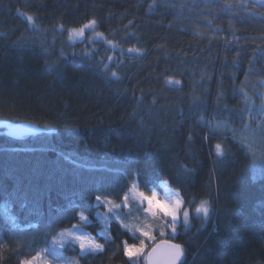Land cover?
Here are the masks:
<instances>
[{
    "label": "trees",
    "instance_id": "obj_1",
    "mask_svg": "<svg viewBox=\"0 0 264 264\" xmlns=\"http://www.w3.org/2000/svg\"><path fill=\"white\" fill-rule=\"evenodd\" d=\"M91 20L104 41L87 34L73 43L70 30ZM105 63L119 80L100 71ZM168 78L181 83L168 85ZM262 98L264 9L252 3L0 0V118L45 131L12 139L0 127L3 264L48 249L53 236L71 228L68 219L85 209L93 221L88 229L105 251L77 256L78 248L67 246L65 254L80 264H124L127 258L113 252L128 237L116 238L115 221L112 242L99 233L98 213L106 207L94 196L119 202L115 190L137 170L140 191L163 194L166 182L195 200L184 205L190 227L178 226V240L157 235L156 243H180L186 264H264ZM217 124L227 127L213 132ZM217 143L227 158L210 152ZM201 200L209 202L208 218L195 212Z\"/></svg>",
    "mask_w": 264,
    "mask_h": 264
},
{
    "label": "snow or ice",
    "instance_id": "obj_2",
    "mask_svg": "<svg viewBox=\"0 0 264 264\" xmlns=\"http://www.w3.org/2000/svg\"><path fill=\"white\" fill-rule=\"evenodd\" d=\"M261 2L264 3V0H261ZM22 15L25 16V19L33 26V28L37 27L34 23V18L31 15ZM59 27L63 28L62 25ZM96 27V21L91 20L80 28H73L70 30V39L84 37L85 30H94ZM96 35L103 39L102 33H96ZM238 40L239 38H236L234 41H229V43L238 42ZM106 42L109 46L114 47L113 41L111 39H108ZM26 44L27 42H24V44H21V47L25 46ZM44 51L47 53L46 48ZM127 51L129 53L140 52L139 49L133 48H130ZM61 54L63 55V50H61ZM75 55L76 54L73 53V56ZM101 59L103 60L105 58ZM106 59L107 61L113 63L115 62V58L113 56H107ZM100 71L104 74H107L110 79H120L116 71H111L110 65L108 63H105ZM233 81H235V77H233ZM165 83L168 85L178 86L181 82L179 80L168 78L166 79ZM235 91L243 92V88H234V92ZM222 97L223 93H219L217 100L219 101L222 99ZM139 102L140 101H138V103ZM153 103H155V100ZM261 103L264 104V98H262ZM248 114L250 115V113ZM244 116V112H239L241 123H244ZM201 122L204 123L203 117H201ZM220 127L226 128L227 124H217L213 128V132H215L216 129ZM244 127L247 128L249 125L244 123ZM204 139H207V137H204ZM189 142H191V136H189ZM210 152H214L217 157L227 158L224 152V147L220 143L215 144L214 147L210 146ZM253 158H255V153H253ZM261 158L264 159V155H262ZM180 170L186 174L190 173L191 171L185 165H181ZM129 177L130 182L115 190V195L117 196L119 202H115L112 199H106L100 194L95 195L94 199L97 205H110L107 214H105L103 218L105 220L115 221V228L117 231L116 238H119L120 235L128 237V239L122 241L123 247L119 249V251H114L113 254H122L124 257H126L127 259L124 261V264H140L145 250L150 245H154L152 247L153 253H155L161 246L160 244L156 243L157 235L159 237H164L167 234L177 240L180 238L181 233H179L177 229L178 225L180 224L181 213L183 214L184 226L188 225V217L190 214L189 210L185 208L184 205L187 203H195V200L192 199L191 201H186L180 192H169L168 201L162 202L157 198L156 191L153 190L147 194L144 191H140L142 184L138 170L136 174L129 172ZM105 190L106 189H101L100 191ZM109 194L111 195L112 193L110 192ZM137 201L139 202V207L135 209L136 212H139L142 208V211L146 216L151 215L152 217H159L160 222L158 224V228L160 230L158 232H155L154 226L149 223H144L140 226H133L125 223L126 217L133 215V203ZM71 210L75 212L76 208L73 207ZM85 211H89V213L91 212L90 209H85L79 211L75 216L70 217L68 219V223L71 224V228L60 232L58 236H53V241L60 237V247H63L64 244L67 243L72 250H76L78 248V251L76 252L77 256H86L88 253L102 254L105 251V244L98 243L95 237H92L83 231V228L92 222L90 216L85 214ZM195 212L198 214L202 213L205 218H208L210 216L209 202L207 200H201L195 207ZM73 219L77 221L76 224H72ZM101 234L107 235L108 242H112L114 239V237L111 235V231L108 229H101ZM45 235H47V233H45ZM129 240H137L138 243H129ZM163 243L170 249L171 252L169 264H186L185 250L180 243H173L171 239L165 240ZM3 249L4 245L0 243V264H3L4 262ZM19 250V248H16L13 251L18 254ZM47 250V248H44L40 251H35V254L31 255L30 258L18 260V264H34V262L41 261L42 252H46ZM42 264H47V262L43 261ZM70 264H79V260L72 259Z\"/></svg>",
    "mask_w": 264,
    "mask_h": 264
},
{
    "label": "rangeland",
    "instance_id": "obj_3",
    "mask_svg": "<svg viewBox=\"0 0 264 264\" xmlns=\"http://www.w3.org/2000/svg\"><path fill=\"white\" fill-rule=\"evenodd\" d=\"M96 33H98L96 28L94 30L93 29H87V30H85L84 37L74 38V39H71V41L73 43H80V42L85 40L87 34H90L91 40L104 41V38L102 39L101 37L97 36ZM11 126L12 125H10V123L8 121L2 120L0 118V127L5 128V129H9ZM163 187H164V193L163 194H160L159 192L156 191L157 198L160 201H162V202L163 201H168L169 192H178V191H175V190L171 189L167 183L166 184L163 183ZM106 199H110V198H106ZM103 206L106 207L105 213L103 211H99V213H98V218H99L100 223L102 225L101 229L110 230V223L112 221L111 220H105L103 218L105 216V214H107L108 208L110 207V205L104 204ZM137 207H139V202L138 201L133 203V215L132 216H127L126 219H125V223H128V224L133 225V226H140V225H143L144 223H149V224H152L154 226L155 232H158L159 231L158 224L155 223V221H156V218L159 219V217H152L151 215H147L146 216L144 213L140 212V214H142V215L144 214L145 215L144 218H142L139 215V213L135 211V209ZM138 215L140 217H138ZM92 223H93V221L91 222V224ZM91 224L85 226L83 228V231L85 233L91 235L92 237H95L96 241L98 243H100L98 241L97 237L94 235V233L90 229H88V227L91 226ZM190 224L191 223H190V216H189L188 217V225L184 226V224H183V214L181 213L180 224L178 226L183 225L184 227L189 228ZM101 229L99 230L100 234H101ZM102 236L107 238V235H102ZM60 240H61V238L58 237L55 241H52L51 242V246L48 248V250L46 252H42L41 261L34 262V264H42L43 261H46L47 264H70V261L72 259H76L75 257H71V256H68V255L65 254L64 249L67 246H69V245L67 243H65L63 247H60L59 246L60 245Z\"/></svg>",
    "mask_w": 264,
    "mask_h": 264
},
{
    "label": "water",
    "instance_id": "obj_4",
    "mask_svg": "<svg viewBox=\"0 0 264 264\" xmlns=\"http://www.w3.org/2000/svg\"><path fill=\"white\" fill-rule=\"evenodd\" d=\"M254 4L255 6L264 9V3L261 0H243ZM45 131L38 125L24 122L14 126H11L8 131V137L12 139H21L28 136H38L43 134ZM161 246L157 249L155 253L152 249L148 252L146 257V264H169L171 252L170 249L164 245L163 241L158 242Z\"/></svg>",
    "mask_w": 264,
    "mask_h": 264
},
{
    "label": "bare ground",
    "instance_id": "obj_5",
    "mask_svg": "<svg viewBox=\"0 0 264 264\" xmlns=\"http://www.w3.org/2000/svg\"><path fill=\"white\" fill-rule=\"evenodd\" d=\"M173 243H177L176 241H173Z\"/></svg>",
    "mask_w": 264,
    "mask_h": 264
}]
</instances>
